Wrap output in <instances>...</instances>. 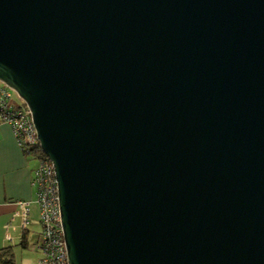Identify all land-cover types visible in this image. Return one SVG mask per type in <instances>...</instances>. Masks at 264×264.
Masks as SVG:
<instances>
[{"label":"water","instance_id":"water-1","mask_svg":"<svg viewBox=\"0 0 264 264\" xmlns=\"http://www.w3.org/2000/svg\"><path fill=\"white\" fill-rule=\"evenodd\" d=\"M0 81L67 264H264V0H0Z\"/></svg>","mask_w":264,"mask_h":264},{"label":"built area","instance_id":"built-area-1","mask_svg":"<svg viewBox=\"0 0 264 264\" xmlns=\"http://www.w3.org/2000/svg\"><path fill=\"white\" fill-rule=\"evenodd\" d=\"M14 91L0 81V119L9 124L21 151L35 155L36 167L33 171L32 185L35 190V204L40 223V238L35 249L40 253L37 264H67V251L61 226L57 179L51 161L45 154L39 155V141L29 108L22 104H13ZM43 152V151H42ZM15 210L4 225L5 240L13 242L12 230L19 229L20 237L28 230L31 222V204L29 201L15 200Z\"/></svg>","mask_w":264,"mask_h":264},{"label":"crops","instance_id":"crops-1","mask_svg":"<svg viewBox=\"0 0 264 264\" xmlns=\"http://www.w3.org/2000/svg\"><path fill=\"white\" fill-rule=\"evenodd\" d=\"M35 155L24 154L19 148L16 138L8 123L0 119V248L16 245L20 242L18 228L12 230L13 242L5 240L4 225L10 220L15 200L29 201L31 219L38 216L35 204V190L32 185L33 171L36 167ZM32 221L26 230L27 238L32 228Z\"/></svg>","mask_w":264,"mask_h":264},{"label":"rangeland","instance_id":"rangeland-1","mask_svg":"<svg viewBox=\"0 0 264 264\" xmlns=\"http://www.w3.org/2000/svg\"><path fill=\"white\" fill-rule=\"evenodd\" d=\"M13 104H22V100L13 93ZM31 218V216H30ZM32 221V219H31ZM40 223L38 222V216L32 221V228L27 238V245L22 246L20 243H16L13 246V255L17 264H37V260L40 257V253L34 248L35 244L40 238Z\"/></svg>","mask_w":264,"mask_h":264},{"label":"trees","instance_id":"trees-1","mask_svg":"<svg viewBox=\"0 0 264 264\" xmlns=\"http://www.w3.org/2000/svg\"><path fill=\"white\" fill-rule=\"evenodd\" d=\"M35 152L39 153V155H44L42 150L37 149ZM27 233L26 231L23 232L21 238H20V245L26 246L27 245ZM0 264H17L14 259L13 255V246L8 245L0 248Z\"/></svg>","mask_w":264,"mask_h":264}]
</instances>
